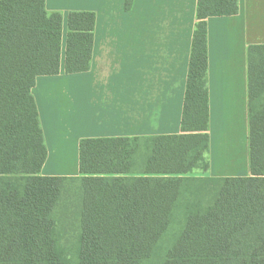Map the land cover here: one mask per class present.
<instances>
[{
	"label": "trees",
	"instance_id": "trees-1",
	"mask_svg": "<svg viewBox=\"0 0 264 264\" xmlns=\"http://www.w3.org/2000/svg\"><path fill=\"white\" fill-rule=\"evenodd\" d=\"M133 0L125 1V9ZM238 0H198L180 134L83 138L79 175H43L48 156L32 89L60 73L63 16L46 0H0V264H264V44L248 48L249 176L208 169L207 19ZM66 73L90 69L96 14L71 11ZM78 220L75 244L58 227Z\"/></svg>",
	"mask_w": 264,
	"mask_h": 264
},
{
	"label": "crops",
	"instance_id": "crops-1",
	"mask_svg": "<svg viewBox=\"0 0 264 264\" xmlns=\"http://www.w3.org/2000/svg\"><path fill=\"white\" fill-rule=\"evenodd\" d=\"M125 1L46 0L48 13L63 16L60 73L38 76L32 89L46 143L42 106L49 102L57 120L63 99L67 120L84 138L182 132L198 0H133L129 10ZM238 2V14L207 19L210 144L204 159L210 158L212 166L208 161V169L196 173L194 168L186 176L250 175L248 48L264 44V0ZM71 11L96 14L92 60L85 72L66 73L64 69ZM50 159L48 151L43 175ZM72 160L70 166L77 164V171L63 175H79L77 154ZM215 165L222 169L207 175L210 167L215 172Z\"/></svg>",
	"mask_w": 264,
	"mask_h": 264
},
{
	"label": "rangeland",
	"instance_id": "rangeland-1",
	"mask_svg": "<svg viewBox=\"0 0 264 264\" xmlns=\"http://www.w3.org/2000/svg\"><path fill=\"white\" fill-rule=\"evenodd\" d=\"M62 14V13H61ZM67 35V33H66ZM51 87V86H50ZM43 105V104H42ZM67 102L65 99L59 100V106L57 107L59 110V116L56 120V116L53 112V106L45 101V107L43 108V121L46 126V133L48 137V145L45 141L46 147L48 151H51V159L48 161V164L45 169L46 175H63L66 173H71L77 171L78 166L75 164L74 166H70L73 162V158H75V155L79 157V141L77 144V139L80 137V139L84 138L80 136V133L78 130H75V128L72 126L71 122L67 120V114H66V108ZM42 127V125H41ZM43 129V128H42ZM43 134H45L43 130ZM45 139V136H44ZM206 161H209V163L212 166V160L209 158V160L206 159ZM200 168H197V171L200 170ZM222 167L219 165L216 168L215 165V172L212 171V168L208 170L207 175H212L213 173H216L217 171H220ZM248 170V168H246ZM239 172L238 175H243L245 171ZM201 173V172H196ZM78 220L73 221L71 223L68 221L66 224H59L58 227L61 229H65L67 232V235L63 237L62 243L66 246H70L71 244H75V237L78 229ZM180 223V217H176L172 224L170 225L167 232L163 235L161 240L159 241L156 252L152 256L150 260H148L145 264H155L159 263L162 258V255L165 254L166 250L172 246V244L175 242V239L180 231L181 227Z\"/></svg>",
	"mask_w": 264,
	"mask_h": 264
}]
</instances>
